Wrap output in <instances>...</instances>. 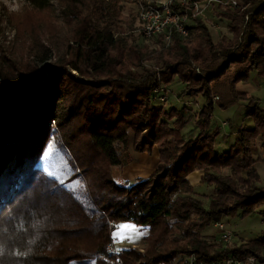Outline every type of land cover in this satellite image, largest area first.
<instances>
[{
    "label": "trees",
    "instance_id": "obj_1",
    "mask_svg": "<svg viewBox=\"0 0 264 264\" xmlns=\"http://www.w3.org/2000/svg\"><path fill=\"white\" fill-rule=\"evenodd\" d=\"M23 1L43 11L52 0ZM236 2L238 8L213 7L215 19L232 34L230 39L214 41L208 20L202 19L186 26L187 37L172 35V48L159 58L165 66L160 83L154 75L137 76L124 68L131 50L117 48L112 34L121 23L120 14L105 0L87 15L76 17L72 32L58 44L33 40L25 45L29 61H19L14 53L4 57L0 68V231L5 228L10 244L14 241L13 264L82 260L119 264L117 258L125 264H137L140 259L146 260L142 264H167L187 254L203 262L250 256L264 262V235L228 248L202 236L221 218L264 210V187L258 185L253 167L258 161L254 159L257 143L264 149V108L257 98L236 92V85L252 73L264 80V1ZM172 8L179 10V5ZM69 40L77 46H69ZM64 46L67 57L59 56ZM176 82L182 87L177 95L180 103L203 99L196 118L190 116L192 108L182 104L170 113L156 106L164 93L160 85ZM158 89L162 94L154 92ZM214 97L219 109L239 106L243 117L253 122L252 129L237 128L226 153L215 150L219 129L211 125ZM171 119L173 127L167 123ZM192 119L197 136L185 143L180 131ZM72 122L70 132L66 128ZM52 124L66 133L70 145L81 138L74 154L86 177L83 188H64L39 166L55 132ZM155 149L158 162L149 177L133 183L111 178L110 168L127 164L121 154L131 150L152 155ZM91 159L98 163L91 165ZM195 171L202 172L200 181L212 192L207 208L187 180ZM37 191L51 207L44 215ZM56 206L67 209L68 216L55 222ZM18 207L19 216L7 229L6 213ZM120 223L147 230L144 252L128 249L114 257L108 251L111 234Z\"/></svg>",
    "mask_w": 264,
    "mask_h": 264
},
{
    "label": "rangeland",
    "instance_id": "obj_2",
    "mask_svg": "<svg viewBox=\"0 0 264 264\" xmlns=\"http://www.w3.org/2000/svg\"><path fill=\"white\" fill-rule=\"evenodd\" d=\"M101 1L103 0H52L48 9L37 11L31 8L24 1L19 3V0H9V3H5L4 0H0V68L5 63L4 57L9 56L12 53L16 54L15 56H17L16 58L19 61H29L26 55L25 45H29L33 40H37V42H43V44L47 46L58 44L59 40L61 41V39L67 37L72 32L76 22L75 19H77L76 17L87 15L92 7L101 3ZM141 1L142 0H105L107 3L112 2L120 14L121 23H119L118 28L113 30V40H116L119 51L122 48L125 50H131L130 56L132 55V60H134L132 61L130 56L129 58L127 57L128 60H126L124 68L128 69L129 72L137 76H145L146 74L154 75L159 81L161 75L165 71V66L161 63V61L159 62V58L172 48V43L171 41L166 42L162 38L146 39L140 35L138 32L137 23V6ZM197 1L203 6L205 4L204 2L207 0ZM10 4L12 5L11 7L9 6ZM213 11L214 8L210 6L208 9L203 11V17H200L199 19L205 21L208 20L206 22L212 33L214 41H217L221 37L230 39L232 34L228 31L226 25L223 22L220 23L217 19H215ZM68 22H71L70 26H68ZM25 41L26 44L24 43ZM68 44L69 46H77L70 40L68 41ZM64 49H66L65 46L60 49L59 56H68L66 50L64 51ZM137 49H139L140 52H136L135 50ZM194 67L195 66H193V68ZM194 69L196 74H201L198 68ZM87 75L91 76L92 74ZM255 76L257 75L254 74L252 77ZM160 87L164 89V95L162 94L164 97L162 100H158V103L156 104L158 109L169 113L173 107L179 109L180 104H182L177 99V95L182 90V87L179 85V83L176 82L172 86L160 85ZM256 89L257 91L254 92L252 97L257 98L260 102V107L264 108V87L257 86ZM134 91L135 89L133 92ZM175 100L177 101L178 105L175 103ZM184 101L185 102H183L181 106L192 108V110L190 109V116L192 118H196L199 110L198 108H201L203 99L200 97L194 99L193 97L191 99H185ZM213 101L216 102L215 108L217 109L212 116L211 125L212 128L215 127L219 129V136L216 143V145H219V143L221 144V140L224 139L223 135L230 134V127L228 126L226 129H223L222 123H228V119H232L234 115L232 108L236 107H230V109L227 110L228 112L224 113L221 111V109H218L216 97L213 98ZM238 115V111H235L234 118L238 117ZM173 121L174 119L167 121L170 127L174 126ZM51 126L52 130L55 132L44 150L43 156L39 163L40 168L48 178L50 177L55 179L58 183L62 184L64 188L70 190L83 188L86 184V182H84L85 176L79 163L76 161V156L74 154V150L79 147L77 146V141L81 140V138L74 140L72 145H70L68 144L70 141L67 138L66 133H64L59 128H56L54 124ZM68 126L69 127L66 129H68L70 132H73V122L68 124ZM180 136L185 143L196 139L197 134L193 119L190 123L185 124L184 128L180 131ZM222 143L223 146L227 147V142L224 144L222 141ZM259 145L260 142L257 143L254 149L255 153ZM219 151L222 153V150ZM154 153H156V151H153L152 155H136L130 150L127 155L121 154V156L124 157V161H127V164L124 167L115 166L110 168L109 174L111 178L117 182L129 181L130 183H133L137 177H149L153 173H151L153 169V163L150 160L153 158ZM95 162L98 163L96 159H91L90 164H95ZM83 164H87V162L83 161ZM259 171L262 175V182H264V165L259 166ZM227 172L228 170H224L223 174H227ZM200 173L202 175V172ZM196 190L198 192L196 197L200 199L203 202L204 207L207 208L209 196L212 194L211 190L206 188L205 185L198 186ZM37 195L39 196V198L36 199L38 205H42L40 213L44 215L50 206L45 202V199L43 198L44 194L41 191H37ZM56 207L59 208V211L57 214L58 218L55 220V222L68 216L67 209H63L58 206ZM19 210L20 208L18 207L9 213H6L8 217V219L6 218L7 229L10 222L19 216ZM218 221L224 223L226 228L233 234L232 240L229 242V244L226 245L219 242V233L214 228V224L203 231L202 236L206 238L208 242L218 244L221 248H228L231 245L243 244L249 240H254L257 237L264 235L263 208H259L255 213L246 217L235 215L221 218ZM125 224L133 225L132 223ZM133 226L137 232L131 234V239L114 241L112 238L113 242H111L107 248L108 251L114 254V257H116V255L123 250L131 249L135 252H144L146 250L148 245L147 241L145 240L148 234L147 230H139L138 227L135 225ZM0 228H2V222L0 223ZM0 232H2V234H0V264H13L15 257L13 255V252H15L13 250V246L15 245L14 241L10 244L9 240H11V238L8 234L5 235V228H3V230ZM117 249H119V251H117ZM177 257L181 256L178 255L174 257L167 264ZM137 259H139V257H137ZM116 261L119 264H125V262L120 261L119 258H117ZM135 262H137V264H142L145 263L146 260L140 259L139 261ZM73 264L95 263L92 260H82L79 262H74Z\"/></svg>",
    "mask_w": 264,
    "mask_h": 264
},
{
    "label": "built area",
    "instance_id": "obj_3",
    "mask_svg": "<svg viewBox=\"0 0 264 264\" xmlns=\"http://www.w3.org/2000/svg\"><path fill=\"white\" fill-rule=\"evenodd\" d=\"M204 3L202 6L197 0H142L137 6L138 32L146 39L162 38L170 42L173 34L183 38L187 37L186 26L193 20L203 17V11L210 6L238 8L236 0H207ZM175 4L179 5V10L172 8ZM162 91L160 89L154 92L162 94ZM163 97L160 96L158 100H162ZM214 228L219 233V242L229 244L233 234L226 228V225L216 222ZM169 264H264V262H260L253 256L245 260L228 257L224 260L203 262L194 254H187L177 257Z\"/></svg>",
    "mask_w": 264,
    "mask_h": 264
},
{
    "label": "crops",
    "instance_id": "obj_4",
    "mask_svg": "<svg viewBox=\"0 0 264 264\" xmlns=\"http://www.w3.org/2000/svg\"><path fill=\"white\" fill-rule=\"evenodd\" d=\"M254 74L255 73H252L250 75V78H248V80H246L244 82H240L236 85V92L238 94H246L247 96H253L254 92L257 91V89H256L257 86H263L264 87V80L262 78H259L258 76L252 77V76H254ZM234 107H236V108H232L233 109L232 111H234V115H235V111H238L239 115L236 118H234V115H233L231 120L228 119V123L227 122L222 123L223 129H226L228 126L230 127V134L223 135L224 139L221 140V144L219 143V145H215V150L219 153H220L219 150H222L221 151L222 153H226L229 151L230 147L233 144V141L235 138V133H236V130L238 127H246L247 129H252V126H253V122L251 119L243 117V109L239 106H234ZM216 109L217 108L214 109V113H215ZM228 109H230V108H228ZM228 109L221 110V111L224 113H227ZM222 141L224 142V144L227 142L226 143L227 147L223 146ZM216 143H217V141H216ZM154 151H156V153L153 154L154 156L150 160L153 163V169H152L151 173L156 169V164L158 162V152L156 149ZM255 158L258 159V161L254 164V169L256 170L258 177H259L258 185L264 187V182H262V175H261V172L259 171V166L264 165V149L260 148V145L257 147L256 153H255ZM137 178H139V177H137ZM200 178H201V173L199 171H195L194 173H192L191 175L188 176L187 180H188L189 184L194 189H196L198 186L202 185ZM180 256H182V255H180Z\"/></svg>",
    "mask_w": 264,
    "mask_h": 264
},
{
    "label": "snow or ice",
    "instance_id": "obj_5",
    "mask_svg": "<svg viewBox=\"0 0 264 264\" xmlns=\"http://www.w3.org/2000/svg\"><path fill=\"white\" fill-rule=\"evenodd\" d=\"M115 229L116 230L112 232V238L114 241L131 239L132 238L131 234L137 232V230L133 225L125 224V223L115 225ZM117 251H119V249H117Z\"/></svg>",
    "mask_w": 264,
    "mask_h": 264
},
{
    "label": "clouds",
    "instance_id": "obj_6",
    "mask_svg": "<svg viewBox=\"0 0 264 264\" xmlns=\"http://www.w3.org/2000/svg\"><path fill=\"white\" fill-rule=\"evenodd\" d=\"M4 2L9 3V0H4ZM22 2H23V0H19V3H22ZM9 6L11 7L12 5L10 4ZM17 7H18V5H17Z\"/></svg>",
    "mask_w": 264,
    "mask_h": 264
}]
</instances>
